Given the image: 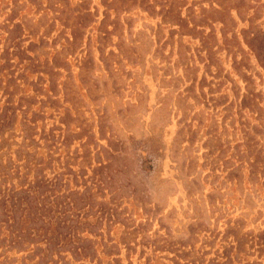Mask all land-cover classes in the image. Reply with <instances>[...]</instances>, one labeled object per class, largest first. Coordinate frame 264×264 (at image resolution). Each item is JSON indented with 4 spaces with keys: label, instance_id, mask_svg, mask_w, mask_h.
<instances>
[{
    "label": "rangeland",
    "instance_id": "1",
    "mask_svg": "<svg viewBox=\"0 0 264 264\" xmlns=\"http://www.w3.org/2000/svg\"><path fill=\"white\" fill-rule=\"evenodd\" d=\"M0 264H264V0H0Z\"/></svg>",
    "mask_w": 264,
    "mask_h": 264
}]
</instances>
